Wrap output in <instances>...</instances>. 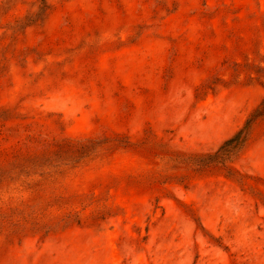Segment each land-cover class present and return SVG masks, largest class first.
I'll return each mask as SVG.
<instances>
[{"label":"rangeland","instance_id":"1","mask_svg":"<svg viewBox=\"0 0 264 264\" xmlns=\"http://www.w3.org/2000/svg\"><path fill=\"white\" fill-rule=\"evenodd\" d=\"M0 264H264V0H0Z\"/></svg>","mask_w":264,"mask_h":264}]
</instances>
